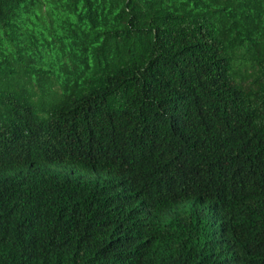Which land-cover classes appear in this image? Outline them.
Segmentation results:
<instances>
[{
    "label": "trees",
    "instance_id": "1",
    "mask_svg": "<svg viewBox=\"0 0 264 264\" xmlns=\"http://www.w3.org/2000/svg\"><path fill=\"white\" fill-rule=\"evenodd\" d=\"M0 264H264V0H0Z\"/></svg>",
    "mask_w": 264,
    "mask_h": 264
}]
</instances>
